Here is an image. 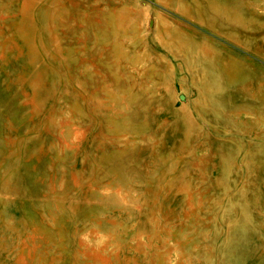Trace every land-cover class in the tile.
<instances>
[{
  "label": "rangeland",
  "instance_id": "1",
  "mask_svg": "<svg viewBox=\"0 0 264 264\" xmlns=\"http://www.w3.org/2000/svg\"><path fill=\"white\" fill-rule=\"evenodd\" d=\"M0 264H264V0H0Z\"/></svg>",
  "mask_w": 264,
  "mask_h": 264
}]
</instances>
